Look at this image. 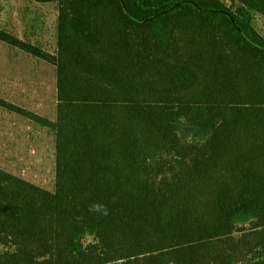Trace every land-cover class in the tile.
Wrapping results in <instances>:
<instances>
[{
  "label": "trees",
  "instance_id": "obj_1",
  "mask_svg": "<svg viewBox=\"0 0 264 264\" xmlns=\"http://www.w3.org/2000/svg\"><path fill=\"white\" fill-rule=\"evenodd\" d=\"M52 5L55 189L0 167V264H264V0ZM93 203L107 215L89 211Z\"/></svg>",
  "mask_w": 264,
  "mask_h": 264
},
{
  "label": "rangeland",
  "instance_id": "obj_2",
  "mask_svg": "<svg viewBox=\"0 0 264 264\" xmlns=\"http://www.w3.org/2000/svg\"><path fill=\"white\" fill-rule=\"evenodd\" d=\"M264 35V17L257 18ZM0 27L46 49L55 45L52 5L0 0ZM0 99L26 112L54 119L55 65L0 41ZM55 136L27 117L0 105V167L50 191L55 189Z\"/></svg>",
  "mask_w": 264,
  "mask_h": 264
},
{
  "label": "clouds",
  "instance_id": "obj_3",
  "mask_svg": "<svg viewBox=\"0 0 264 264\" xmlns=\"http://www.w3.org/2000/svg\"><path fill=\"white\" fill-rule=\"evenodd\" d=\"M89 211L98 213L100 215H107V208L103 204L100 203H93L89 206Z\"/></svg>",
  "mask_w": 264,
  "mask_h": 264
}]
</instances>
